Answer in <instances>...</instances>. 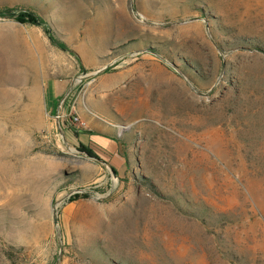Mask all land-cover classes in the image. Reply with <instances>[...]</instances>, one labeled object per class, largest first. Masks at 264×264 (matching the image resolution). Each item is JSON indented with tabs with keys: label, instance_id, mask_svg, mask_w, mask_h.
<instances>
[{
	"label": "rangeland",
	"instance_id": "1",
	"mask_svg": "<svg viewBox=\"0 0 264 264\" xmlns=\"http://www.w3.org/2000/svg\"><path fill=\"white\" fill-rule=\"evenodd\" d=\"M4 9L0 264H264V0Z\"/></svg>",
	"mask_w": 264,
	"mask_h": 264
},
{
	"label": "trees",
	"instance_id": "2",
	"mask_svg": "<svg viewBox=\"0 0 264 264\" xmlns=\"http://www.w3.org/2000/svg\"><path fill=\"white\" fill-rule=\"evenodd\" d=\"M2 12H8L6 9H4V11H0V14H2ZM22 11L21 13L19 12L17 16H15V19L20 21V22H24V21H34L37 22L38 18L36 17V15L34 13H32L31 11ZM5 16H9V14L5 15ZM60 47H63L62 43H55ZM88 154L92 155V153H90L89 151L85 150Z\"/></svg>",
	"mask_w": 264,
	"mask_h": 264
},
{
	"label": "crops",
	"instance_id": "3",
	"mask_svg": "<svg viewBox=\"0 0 264 264\" xmlns=\"http://www.w3.org/2000/svg\"><path fill=\"white\" fill-rule=\"evenodd\" d=\"M60 91L56 90L54 83L49 84V100L45 103L48 110H55L56 97ZM55 105V106H54Z\"/></svg>",
	"mask_w": 264,
	"mask_h": 264
},
{
	"label": "bare ground",
	"instance_id": "4",
	"mask_svg": "<svg viewBox=\"0 0 264 264\" xmlns=\"http://www.w3.org/2000/svg\"><path fill=\"white\" fill-rule=\"evenodd\" d=\"M31 63L33 64V61ZM9 68H11V66Z\"/></svg>",
	"mask_w": 264,
	"mask_h": 264
}]
</instances>
